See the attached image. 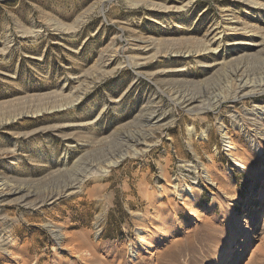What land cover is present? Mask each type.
I'll return each mask as SVG.
<instances>
[{
	"label": "rangeland",
	"instance_id": "1",
	"mask_svg": "<svg viewBox=\"0 0 264 264\" xmlns=\"http://www.w3.org/2000/svg\"><path fill=\"white\" fill-rule=\"evenodd\" d=\"M145 2L170 8L151 10ZM188 2L181 10L175 8ZM91 8L83 24L64 29L74 27ZM225 10L233 12L241 24L254 25L264 33V11L231 0H0V115L25 107L41 108L50 101L58 103L75 91L77 79L84 81L90 70L107 62L109 69L119 67L95 82L84 97L119 74L129 79L124 107L114 109L119 120L109 130L93 132L89 124L62 129L72 137L69 142L80 143L74 144L77 147L70 150L66 161L67 150L56 151V156L48 151V131L35 133L31 129L46 130L49 119L70 116L73 110L1 124L0 181L27 180L38 184L41 193H48L74 181L80 168L100 163L117 148L118 138H122L119 132L142 130L143 115L149 110L155 109L156 116L163 118L140 146L141 155L120 163L129 166L120 177L114 176L118 169L112 168L104 177L86 180L81 193L59 197L54 205L40 209L13 202L14 197H0V233L15 241L11 250L20 255L17 259L1 252L0 264H87L70 252L76 246L94 253L98 264H264V152L259 154L252 146L260 142L264 149L253 112L255 105L264 106V95L227 99L215 110L192 117L186 110L196 111L197 104L183 108L172 97L211 100L214 89L221 85L223 71L215 73L177 57L164 58L172 51L203 49L212 30L225 25ZM236 38L229 36L225 41ZM147 39L154 41L155 48L144 55L139 45ZM240 52L224 43L219 53L207 54L200 61L213 63ZM254 68L264 69V50ZM232 115L238 116L244 131L234 127ZM217 118L227 122L235 147L230 154L245 165L244 170L225 151L214 125ZM24 125L28 129L13 132L14 127ZM189 126L198 132L211 131L210 141L196 135L190 138ZM107 137L108 143H104ZM85 142L89 146L83 148ZM189 142L215 185L196 174L198 161ZM20 151L31 155L23 157ZM124 176L130 180L125 182ZM110 178L112 184L106 188ZM184 183L195 187V202L186 197L179 200L170 186L182 187ZM90 196L110 197V215H83L87 213L85 199ZM238 217L246 220V235L240 242L234 228ZM48 223L63 228L65 249L54 247ZM130 247L139 248L136 257Z\"/></svg>",
	"mask_w": 264,
	"mask_h": 264
},
{
	"label": "bare ground",
	"instance_id": "2",
	"mask_svg": "<svg viewBox=\"0 0 264 264\" xmlns=\"http://www.w3.org/2000/svg\"><path fill=\"white\" fill-rule=\"evenodd\" d=\"M111 1H115V0H102V3L111 2ZM231 1L243 3L247 7H250L251 9L264 11V3H260L256 0H231ZM142 3L143 2L141 1L138 3L136 2L134 4L138 5ZM145 3L151 8V10L152 9L165 10L170 8L168 6H165L163 4H158L156 2H145ZM190 3L191 2H188L187 4L179 7L175 6V8L181 10L184 7L188 6ZM91 10L92 8L87 10L80 18H78L74 27L64 26L65 27L64 29L68 31L83 24L85 21V17L89 14ZM225 12L227 13L225 15L226 17V22L224 23L225 25L218 26L212 30V33L208 35V38L203 43V49L192 50L189 48L185 50L172 51L164 57L166 59H170L171 57H177L183 59L184 61H194L199 65V67L211 69L215 73L223 71L221 85L216 90L214 89V92L211 94V100L210 99L203 100V97L202 98L188 97L186 95H183L181 98L176 97L177 100L179 99V101L177 102L174 96L172 97L173 101L176 102V105H180L183 108H188L192 105L197 104V106H195V108L197 109L196 111H193V109L191 108L186 110V112H188V114L191 115L192 117H196L200 114L206 113L209 110H215L219 105H221L227 99L232 98L234 101H239L247 97L264 95V69L262 68L263 70H257L254 68L255 63H257V61L260 58L261 51L264 50V33L255 30L253 27L254 25L250 26L248 24H241L239 19L234 14H232L233 12L231 13L229 10H225ZM229 36L239 37V38L232 39L230 41L229 40L225 41V38ZM224 43L226 46L232 45L234 49H239L241 52L239 54L232 55L229 58L218 59L213 63L200 61L201 57H204L207 54L219 53V50L222 47V45H224ZM141 44L142 45H139L141 46L140 50L144 55L146 54L148 55V53L155 48V43L151 39L144 40L143 42H141ZM162 56H160V58ZM145 59L148 60L149 58H145ZM108 64L109 63L107 62L106 64H104V66L90 70V72L86 74V79L82 82H80L79 81L80 79H77L76 77L73 78V79H77L76 82L77 86L74 88L75 91L71 92L62 101L57 103L56 100L54 104H52L50 101L49 102L50 104L37 109H31V108L25 109L26 107L22 109L17 108L18 110H15L10 114H5V116H2L1 114L0 125L14 122L24 117L36 118L39 116H43L45 113L53 114L56 112L71 110L84 97L87 90L95 82L99 81L100 79H102L107 75L112 74L119 67V65H116L114 68L109 69ZM180 71H185V69H182ZM165 72L167 73L169 71L167 70L161 71V73H165ZM253 112L254 115L257 116L259 121V123L255 122L254 125L256 126V129H260L262 131L261 135L264 141V128L262 127L264 126V106H261L259 104L255 105ZM231 117L233 118L234 127L235 128L239 127L240 132L244 131L243 130L244 125L242 126L236 120V117L238 116L232 115ZM143 118L145 119L144 120L145 125L143 122H140L143 123L142 130H138L136 128L137 129L136 131H133V129H131L129 131H124L119 133L117 132L118 134H122L121 135L122 138H118L117 148L115 150H112L111 152H108L106 157L97 165H91V166L89 165L90 167L85 169L80 168L78 170V174H76V179L74 181L70 183L68 182L67 184L61 186L60 188L57 186L58 188L52 189L48 193H41L38 189H36L37 187L35 185L38 184H33L30 181L26 180L22 182L20 181L12 182L8 180H4V181H0V197H8V196L14 197L15 200L13 202H17L24 206H35V209H40L45 205H54L56 201L59 199V197L62 196L69 197L70 195L81 193L83 191V183L86 180L91 178L104 177L111 171L112 168L117 167L126 158L137 157L141 155L142 150L140 149V146L146 144L147 139L151 137L152 133L150 132V130L153 127L160 126L161 122L163 121V118H158L156 116L155 109L149 110L145 114V116L143 115ZM216 122L217 123L214 125L216 126L215 128H217L219 134L221 135V139L225 151L229 153V156H231V158L234 160L237 166H239V168L244 170L245 165L241 161H239L233 154H230V152H232L235 149V147L233 145V140L229 135V126L227 122L223 119H218V118ZM210 132L208 129H203L201 132H198L195 126H189L187 133L190 138L196 135L198 139L209 142L211 139ZM108 138L110 137L105 138L103 142L108 143ZM86 142L85 144H82L83 148L89 146L88 145L89 143ZM259 143H254L252 146L259 154H261L262 152H264V149ZM189 146H190V150L194 153L198 161V165L195 166L196 174H198V176L201 175L202 177H204L205 181L208 184L215 185L213 177L207 170L206 166L200 161L198 154L194 151L192 142H189ZM75 147H77V145L74 144H70L68 146L67 152L65 154V161L67 160V156L69 155L70 150H72ZM193 183L196 185V187H200L196 180ZM170 186H172L175 189L176 195L179 200H184L185 197L186 199H189L192 202H195L197 200V194L194 186H190L185 183L182 187L177 184ZM159 189L162 190L163 188L159 187ZM98 219L100 220V217H98ZM244 222H246V220H243L241 219V217H238V219L234 223V228L237 233L236 240H238L239 242L246 235ZM46 226L49 228V231L52 234L54 247H56V249L59 250L65 249L67 237L66 234L64 233L63 228L61 226H57L52 223H48ZM96 226L99 228L100 221L96 223ZM138 232H141V230L138 229ZM100 234H101V230L98 231L97 236H99ZM249 236H251V234L248 235V237ZM241 243L243 244V242ZM14 246H15V241L12 239L10 240V236H5V234L0 233V253L2 252V255H6L9 257L11 256L12 258L14 257L18 259L20 255L17 256L13 254L15 252H12L11 250V248ZM141 247L144 248L145 246H141ZM71 249L72 251L70 252L72 253L74 252L75 254L74 253L73 254L75 255V257L85 260L87 264L88 263L98 264L97 257L94 255V253L93 254L85 253V250H82V248H78L77 246L75 248L72 247ZM130 251L133 257H136V255L139 254L138 247L135 248L130 247ZM226 252L231 253V250H227ZM239 259L240 257L238 258V260ZM222 260L223 258L221 259V262Z\"/></svg>",
	"mask_w": 264,
	"mask_h": 264
},
{
	"label": "crops",
	"instance_id": "3",
	"mask_svg": "<svg viewBox=\"0 0 264 264\" xmlns=\"http://www.w3.org/2000/svg\"><path fill=\"white\" fill-rule=\"evenodd\" d=\"M127 76H123L119 74L115 79L106 81L102 83V85L98 86L95 90L91 91L85 97L80 100L75 107L71 110L72 113L70 116L64 115L60 117H54V119H49V128L46 130H42V128L35 129L32 128L36 132L48 131L50 134L48 137V141L46 142L48 151H53L51 156H56V151L60 154L61 150H67L70 144L80 145L79 141H74V143L69 142L72 137L69 135H64L62 129H68L73 127H81L83 124H89L93 132L96 131H104L109 130L114 124L118 122L117 117H119V113L114 111L115 108H118L119 111L124 106L122 105L123 101L127 98V91L129 87V81ZM137 82H132L131 85H135ZM126 94V96H124ZM35 126V123H32ZM28 127L31 126L28 124ZM27 125L24 127H14L13 132L15 130H24L28 129ZM53 131L54 133H52ZM6 133L11 134V132L7 131ZM15 133V132H14ZM58 133V134H57ZM78 142V143H77ZM66 147V148H65ZM18 149V148H17ZM51 153V152H50ZM20 155L23 157L31 155V152L20 151ZM132 166V165H131ZM117 171H115L114 176L120 177L129 169L128 165H118L115 167ZM120 168V169H119ZM112 173V172H111ZM108 183L106 184V188H109L112 184V179H108ZM130 180L129 176H124V181L128 182ZM143 181V180H142ZM125 187L127 184H124ZM85 207L87 213L83 215H110L111 210V198L102 200L97 198L96 196H90L85 199ZM59 204V203H58ZM127 205L130 204V201H127ZM108 206V207H107ZM108 209H105V208ZM124 211L129 215V210L124 208ZM78 212V211H77ZM77 212L73 214L77 215ZM69 214V211L66 212Z\"/></svg>",
	"mask_w": 264,
	"mask_h": 264
}]
</instances>
